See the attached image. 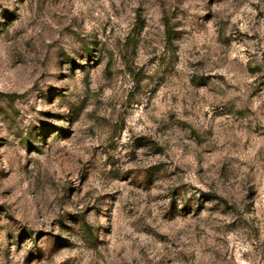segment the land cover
<instances>
[{"label": "rangeland", "instance_id": "374dc122", "mask_svg": "<svg viewBox=\"0 0 264 264\" xmlns=\"http://www.w3.org/2000/svg\"><path fill=\"white\" fill-rule=\"evenodd\" d=\"M0 264H264V0H0Z\"/></svg>", "mask_w": 264, "mask_h": 264}]
</instances>
